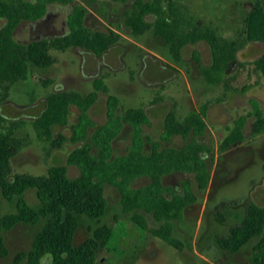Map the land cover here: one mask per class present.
Listing matches in <instances>:
<instances>
[{"label":"trees","instance_id":"1","mask_svg":"<svg viewBox=\"0 0 264 264\" xmlns=\"http://www.w3.org/2000/svg\"><path fill=\"white\" fill-rule=\"evenodd\" d=\"M72 1L0 0V18L5 20L0 26V88L4 94L16 82L26 79L32 69L50 67L56 61L51 49L64 51L76 46L101 55L120 38V34L112 28L99 30L87 25L85 17L88 8L79 2L74 3L68 15L69 30L65 34L27 42L14 38V30L20 21L39 19L49 3ZM183 7L176 0H132L121 16L132 36L149 31L161 37L175 63L181 62L182 48L187 43L205 40L210 47V63L202 64L199 54L195 52L194 55L203 79L208 84H222L225 89H230L237 72L231 75L226 72L236 59L240 43L220 35L209 25L196 24L192 18L188 19ZM148 15H152L153 19L148 20ZM244 35L248 41L261 42L263 48L254 60L238 64L240 67L252 64L255 70L264 75V7L260 0H255L246 13ZM105 78V74L96 76L92 89L86 93L76 89L46 93L43 108L31 121L36 137L48 141L49 149L59 148L67 140L82 143L68 152L64 163L49 165L45 173L12 172L10 159L21 149L23 141L14 134L15 123L5 129L0 128V200L15 201L14 211L0 215L1 257L9 252L3 230L19 222L41 223L30 247L19 250L14 256V263L42 264V258L48 254L49 264H95L98 249L105 245L112 232L111 226L102 221L107 208L104 194L106 184L117 189L120 209L129 215L130 220L147 228L145 214H151L159 225L150 231L177 245V239L172 235L173 220L182 217L184 208L193 203L196 196L187 180L182 182L183 189L176 191L174 186L163 183V177L177 171L192 172L199 188L207 186L210 170L202 153L208 149L194 137L188 138L190 134L204 132L207 104L190 109L182 118L178 117L175 108L167 110L161 140L167 141L174 135H180L185 142L181 146H162L158 140L142 133V124L147 122L144 108L121 109L118 96L109 93ZM42 81L45 84L52 82L50 78ZM247 88L248 85H244L241 91ZM99 92L107 94L106 119L97 124L89 109ZM251 103L255 115L252 131L259 133L264 130V108L257 100ZM72 104L77 106L79 112L76 120L70 124L71 134L68 137L62 133L53 136L56 125L69 122ZM125 123L131 126L129 147L124 153L114 155L113 140ZM244 124L245 116L234 121L229 133L220 142V149H227L244 138ZM146 144H149V150ZM68 165L78 167L76 176L68 175ZM139 177H148L149 180L132 186V182ZM28 188H34L38 205H30L26 201L24 192ZM228 204L227 201L219 203L216 212L218 221H226L225 209ZM243 205L241 218L231 224L227 232L218 233L215 240L220 248L236 252L256 237L249 263L264 264V203L246 197ZM80 214L86 215L95 226L91 228L90 236L74 244Z\"/></svg>","mask_w":264,"mask_h":264},{"label":"rangeland","instance_id":"2","mask_svg":"<svg viewBox=\"0 0 264 264\" xmlns=\"http://www.w3.org/2000/svg\"><path fill=\"white\" fill-rule=\"evenodd\" d=\"M131 1L52 2L42 17L22 20L15 28L14 38L20 42L65 34L69 29L68 15L74 3L79 2L88 8L87 25L99 30L113 28L120 38L101 55L83 47H69L64 51L51 49L56 61L50 67L32 69L27 78L16 82L7 94L0 88V128L5 129L15 123L14 134L23 141L21 149L10 159L12 172L45 173L49 165L64 163L68 152L82 143L67 140L61 147L49 149L48 141L36 137L31 121L43 108L49 91L77 89L86 93L92 89L94 77L107 73L109 92L120 98L121 109L144 107L149 120L143 125V133L157 139L162 146H181L185 142L180 135L161 140L167 110L175 108L182 117L190 109H198L206 103L204 132L190 134L188 138L194 137L208 149L202 153L210 170L207 186L199 188L192 172L177 171L163 177V183L174 186L176 191H181L182 182L187 180L196 196L195 201L184 208L182 217L173 220L172 235L177 239V245L150 231L159 225L151 214H145L147 228L130 220L129 215L120 209L119 192L106 184L107 208L102 221L111 226L112 232L105 245L98 249L95 264H250L256 237L236 252L220 248L215 237L218 233L227 232L229 226L241 218L246 197L264 203V130L259 133L252 131L255 115L251 103L256 99L264 108V75L252 64L244 67L238 64L254 60L263 48L261 42L248 41L244 35V18L255 0H176L184 6L188 19L192 18L196 24L209 25L220 35L240 43L236 59L226 72L227 75L237 72L228 90L222 84H208L202 77L194 55L195 52L199 54L202 64L210 63V47L205 40L187 43L182 48L181 62L175 63L161 37L149 31L132 36L121 16ZM260 2L264 7V0ZM147 19L152 20L153 16L148 15ZM4 21L0 20V26ZM45 78L52 82L43 83ZM244 85L248 88L242 92ZM106 96L100 92L90 108L97 124L106 119ZM78 112L77 106L71 105L69 122L56 125L53 136L62 133L68 137L70 124L76 120ZM240 115L245 116L244 138L227 149H220V142ZM129 142L130 128L126 125L113 141V154L124 153ZM146 149H150L149 144H146ZM78 172L76 165H68L69 176H76ZM148 180V177H139L132 186ZM24 197L30 205L39 203L34 188H28ZM221 201L229 203L225 209V222L216 219ZM14 210L15 201L0 200V215ZM40 225L19 222L3 230L9 252L4 257L0 256V264H16L15 254L30 247ZM93 226L92 220L80 214L73 243L79 244L90 236ZM49 263L50 255L47 254L42 258V264Z\"/></svg>","mask_w":264,"mask_h":264},{"label":"crops","instance_id":"3","mask_svg":"<svg viewBox=\"0 0 264 264\" xmlns=\"http://www.w3.org/2000/svg\"><path fill=\"white\" fill-rule=\"evenodd\" d=\"M112 29H113V28H112ZM68 30H69V29H68ZM72 47H76V46H72ZM102 74H105V75H106V78H105V82H106V79H107V76H108V75H107V73H102ZM94 78H95V77H94ZM94 78H93V79H94ZM93 79H92V81H93ZM106 84H107V82H106ZM76 90H77V89H76ZM78 91H79V90H78ZM80 92H81V91H80ZM87 92H88V91H87ZM99 93H100V92H99ZM103 93H104V92H103ZM109 93H110V92H109ZM98 97H99V95H98ZM118 98H119V97H118ZM97 99H98V98H97ZM97 99H96V101H97ZM105 99H106V98H105ZM253 100H256V99H253ZM96 101H95V102H96ZM251 101H252V100H251ZM95 102H94V103H95ZM94 103H93V104H94ZM119 103H120V98H119ZM93 104H92V105H93ZM72 105H73V104H72ZM92 105H91V106H92ZM105 105H106V104H105ZM130 107H137V106H130ZM141 107H142V106H141ZM90 108H91V107H90ZM120 108H121V107H120ZM143 108H144V107H143ZM124 109H125V108H124ZM144 110L146 111L145 108H144ZM252 110H253V108H252ZM166 112H167V111H166ZM252 112H253V111H252ZM70 113H71V105H70ZM89 113H90V109H89ZM105 113H106V110H105ZM146 113H147V111H146ZM165 114H166V113H165ZM90 115H91V114H90ZM177 115H178V113H177ZM241 116H243V115H240V117H241ZM91 117H92V116H91ZM164 117H165V115H164ZM178 117H179V118H182V117H184V116L180 117V116L178 115ZM238 118H239V117H238ZM238 118H237V119H238ZM93 120H94V119H93ZM148 120H149V115H148V113H147V122H148ZM235 120H236V119H235ZM235 120H234V121H235ZM94 121H95V120H94ZM234 121H233V122H234ZM95 122H96V121H95ZM147 122H146V123H147ZM163 122H164V119H163ZM101 123H102V122H101ZM146 123H143V124H142V133H143V125L146 124ZM126 125L129 126V128H130V133H131V126H130V124H128V123H125V124L123 125L122 129H123ZM122 129H121V130H122ZM162 130H163V128H162ZM120 132H121V131H120ZM161 133H162V131H161ZM118 135H119V134H118ZM118 135H117V136H118ZM143 135L145 136V135H147V134H144V133H143ZM160 135H161V134H160ZM117 136H116V137H117ZM148 136H150V135H148ZM116 137H115V138H116ZM150 137H151V136H150ZM115 138H114V139H115ZM130 138H131V135H130ZM151 138H152V137H151ZM153 139H154V138H153ZM155 140H157V139H155ZM113 141H114V140H113ZM129 143H130V142H129Z\"/></svg>","mask_w":264,"mask_h":264},{"label":"flooded vegetation","instance_id":"4","mask_svg":"<svg viewBox=\"0 0 264 264\" xmlns=\"http://www.w3.org/2000/svg\"><path fill=\"white\" fill-rule=\"evenodd\" d=\"M2 19H4V18H0V20H2Z\"/></svg>","mask_w":264,"mask_h":264}]
</instances>
